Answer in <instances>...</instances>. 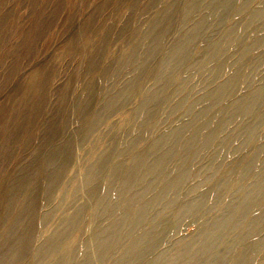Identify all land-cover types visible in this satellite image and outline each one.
<instances>
[{
	"label": "rangeland",
	"instance_id": "rangeland-1",
	"mask_svg": "<svg viewBox=\"0 0 264 264\" xmlns=\"http://www.w3.org/2000/svg\"><path fill=\"white\" fill-rule=\"evenodd\" d=\"M263 174L264 0H0V264H264Z\"/></svg>",
	"mask_w": 264,
	"mask_h": 264
},
{
	"label": "bare ground",
	"instance_id": "bare-ground-1",
	"mask_svg": "<svg viewBox=\"0 0 264 264\" xmlns=\"http://www.w3.org/2000/svg\"><path fill=\"white\" fill-rule=\"evenodd\" d=\"M192 5H193V3H192ZM220 91L223 92L224 89L221 88ZM220 91L213 96V99L217 100L220 97V95H221ZM180 180H181V178L177 180V183L180 182ZM177 185H179V184H177ZM247 192L248 193L247 194L245 193L244 198H242V200L239 202L238 205L226 207V211L229 209V213L227 215L228 216H230V214L232 215L229 218V220L234 219V218H236V219L239 218L244 213V211H246L251 206L256 204L255 202L258 198H264V174H263L262 180L258 181L255 185L251 186L250 190ZM156 196L161 198V193L158 192L156 194ZM136 200H138V195H137V197L136 196L129 197V200L126 202H127V204L130 205V204H134L136 202ZM198 201L199 202H197L196 204L193 202V205L195 204L196 206H198L201 203L202 199H200ZM133 206H136V205H133ZM131 208H133V210H134L133 212L132 211L130 212L131 214H130V219H129L130 224H132V229L130 228L131 230L130 229H126V230H127V232L131 233L132 236H134L136 233H138V228H140L141 224L145 220H144V217L142 218V216L144 215L142 210H139L138 208L135 209L134 207H131ZM225 213L223 214L224 217L226 216ZM224 217L215 221L213 226L208 230L207 234L204 236L202 242L204 243V245L206 244L205 248L209 249L208 248L209 244L211 245V243L206 241V239L208 238L209 235H211V236L214 235V231H212L214 229L213 227L215 226L217 228L216 232L218 230L224 228V226L226 224V220H224ZM263 220H264V215L259 217V218L258 217L254 218V222H256V223H258L259 221H263ZM120 231L121 230H118L117 227L114 228V225H112V223L109 224L108 226L102 228L100 230L99 249H101L103 252H106V254L109 253V251H111L112 245L115 242H117L118 240H119V242L121 241L122 233ZM254 232L255 231H253V233ZM103 235H105L106 237H103ZM50 242H52V241H50ZM57 242H58V239H56L53 243H57ZM153 242L154 241L152 239L146 240L143 238L141 241H133V243H131L132 250L134 251L133 257L136 258V257L142 256V254L144 253L146 248L152 246ZM48 247L49 246H47V249H48ZM50 249H51V247H50ZM211 249H212V247H211ZM86 254H87V257L84 260V262H75L74 264H93L94 258L91 256V254H88V253H86ZM152 261H153L152 264L153 263H156V264L157 263H159V264H177L175 257L167 259L165 262H162L158 257H155Z\"/></svg>",
	"mask_w": 264,
	"mask_h": 264
}]
</instances>
